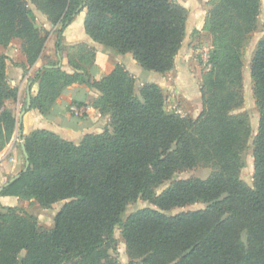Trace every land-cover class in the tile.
I'll return each mask as SVG.
<instances>
[{"label": "trees", "instance_id": "16d2710c", "mask_svg": "<svg viewBox=\"0 0 264 264\" xmlns=\"http://www.w3.org/2000/svg\"><path fill=\"white\" fill-rule=\"evenodd\" d=\"M210 6L204 32L213 38V51L201 88L202 111L194 120L167 113L162 87H138L122 64L95 80L71 59L72 74L62 69L64 32L86 12L85 32L101 48L121 60L131 55L159 75L172 71L189 15L176 0H0V45L20 40L24 69L38 62L47 43L37 20L48 23L57 37L56 60L34 75L39 91L30 111L49 116L66 89L79 84L98 93L93 108L111 118L103 133L79 139L50 128L22 138L29 169L0 198L44 209L67 202L50 230H41L38 218L20 207H3L0 264H122L116 229L126 242L129 264H264V37L251 66L260 111L253 187L241 178L252 130L249 116L240 113L244 49L261 0H213ZM94 53L80 57L84 61ZM8 59L0 55V152L17 128L14 110L5 105L17 97L8 84ZM201 164L216 171L163 189L177 173ZM139 200L154 208L125 218L128 204ZM196 204L204 208L164 214Z\"/></svg>", "mask_w": 264, "mask_h": 264}, {"label": "rangeland", "instance_id": "374dc122", "mask_svg": "<svg viewBox=\"0 0 264 264\" xmlns=\"http://www.w3.org/2000/svg\"><path fill=\"white\" fill-rule=\"evenodd\" d=\"M45 19L46 16H43ZM37 28L41 31L43 35H48L47 43L45 49L43 51V55L46 57L43 59L41 64H47L49 62L55 61L56 55V34L51 29L50 25L46 22H41L37 20L35 22ZM264 37V0L261 4L260 15L258 18V22L256 25L255 32L252 33L248 41L246 42L244 49V68H243V95H244V107L240 111V113H246L250 118V125L252 130V135L248 141V146L246 150V166L242 170L241 178L242 180L250 187L254 186V141L258 134L259 130V122H260V111L256 103L255 95H254V84L251 77V66L252 61L257 51L258 45L260 41ZM64 39V36H63ZM91 42H85L78 44L74 48L70 49L69 60L79 66L82 67L83 70L89 73L90 66L95 63L97 68L100 67V64L97 63V59H103L105 64V70L100 71V75L98 78L104 77L108 75L113 67L116 64H122L126 70L130 73V75L135 80L138 87H143L147 84H158L163 89V94L165 98V111L169 114H179L182 117L187 119H197L199 114L202 111V94L201 88L203 84V78L205 74L208 72L210 67V63L208 62V55L213 51V38L209 36L207 33H197L194 32L192 35L187 34L178 55L175 58V65L172 71L159 75L154 71L144 70L141 65L131 56L128 55L125 58V61L121 62L118 59V56L113 50H106V52L94 53V47L97 46L98 43L93 41L90 38ZM15 44L12 43L8 47H4L0 45V55H5L6 51H9L10 46L11 49H14L18 58L17 60L20 62L24 59V64L27 62L26 57L22 53L21 50V42L20 40H14ZM64 44V40H63ZM85 51L81 53V51ZM94 53L90 55L89 58L82 61L81 57L83 54ZM102 55V56H101ZM15 56V57H17ZM99 56V57H97ZM89 60V61H88ZM13 61V60H12ZM14 62V61H13ZM15 63V62H14ZM23 64V65H24ZM91 64V65H90ZM102 65V64H101ZM69 68L71 66L68 64ZM99 71V68L96 69L95 73ZM92 77V76H91ZM93 78V77H92ZM93 98V97H92ZM96 99L91 100V105L95 102ZM16 101V98H9L6 100L5 105L6 108L10 109L11 105ZM14 110V108H11ZM103 121H108L110 126L111 118L109 115H102ZM105 127V128H107ZM24 169V167H23ZM216 171L211 165L201 164L191 170H187L181 173H177L170 182L167 183L163 187L166 189L170 186V184L186 179H207L213 175ZM162 189V190H163ZM159 193H161V191ZM67 201H61L55 204L50 209L42 208L38 203H31L23 201V206H18L22 208L28 214H31L38 218L39 228L41 230H50L54 226V221L57 213L62 209L64 204ZM3 207L0 205V212ZM154 208L149 202L145 200H139L135 203H130L126 209L125 218L130 216L131 214L137 212L138 210L145 208ZM204 206L202 204H196L188 207L174 208L169 211H164V214L171 216L181 212L191 211V210H199L203 209ZM115 238L118 241V259L119 261H124L126 264H129L130 259L127 254V246L124 241L121 230L116 229ZM243 241L246 242V234H243ZM121 263V262H120Z\"/></svg>", "mask_w": 264, "mask_h": 264}, {"label": "crops", "instance_id": "0c3cea01", "mask_svg": "<svg viewBox=\"0 0 264 264\" xmlns=\"http://www.w3.org/2000/svg\"><path fill=\"white\" fill-rule=\"evenodd\" d=\"M211 1L213 0H176L177 3L189 11L187 34L192 35L194 32L198 34L204 33V26L211 8ZM262 3L263 0H261V4ZM85 17L86 12H82L70 27L65 30L63 35L64 44L61 50L62 69L68 74H72V69L68 66V54L70 53V49L78 44L91 42L84 28ZM13 43L15 44L14 41L12 45ZM95 48V53L97 55L99 52H106V50L101 48L98 44ZM14 52L15 50L11 49L10 46L9 51H6L5 55L9 58L7 62L8 84L11 88L17 90L16 101L11 105V108H14L17 119V128L10 143L0 152V189L23 170L24 153L22 149V138L33 130L50 128L58 134L67 135L72 139H79L88 132L101 134L109 124V119L108 121H103V117L91 105V100L93 98L97 99L98 93L94 90H90L85 85L79 84H73L66 89L57 100V103L53 106L49 116H44L37 110H24V105L28 103L29 97L32 99V97L38 94V83L33 80L34 75L37 70L43 67L44 63L41 64L43 59L49 56L42 54L41 58L34 66L24 69V59L19 62L17 60L18 56L16 53L14 54ZM123 61L125 60H121V62ZM97 63L100 64V67H98L99 71L96 73L95 71L98 68L95 63L92 65L90 64L91 66L89 68V75L93 77V80L98 79L100 71L105 70L103 59L98 58ZM76 103L88 105L91 108L89 115L84 118L72 116L69 109ZM23 204V201L18 198H0L1 206L22 207ZM120 262L126 264L124 261Z\"/></svg>", "mask_w": 264, "mask_h": 264}, {"label": "water", "instance_id": "95a60500", "mask_svg": "<svg viewBox=\"0 0 264 264\" xmlns=\"http://www.w3.org/2000/svg\"><path fill=\"white\" fill-rule=\"evenodd\" d=\"M31 105H32V99H31V97H29V99H28V103H27V109H28V110H30ZM22 149H23L24 156L26 157V160H27L26 166L24 167V169H23V171H22V173H23V172L28 171V169H29V162H28V158H29V157H28V154H27V152H26V148H25L24 145H22ZM22 173L16 175L15 177H13L12 179H10V180L4 185V186L0 189V195H1V192H2L6 187H8L10 184L14 183L16 180H18V179L21 177V174H22Z\"/></svg>", "mask_w": 264, "mask_h": 264}, {"label": "built area", "instance_id": "2783aa9c", "mask_svg": "<svg viewBox=\"0 0 264 264\" xmlns=\"http://www.w3.org/2000/svg\"><path fill=\"white\" fill-rule=\"evenodd\" d=\"M209 58V55H208ZM91 108L88 105H84V106H78V105H72L70 107V112L72 115H74L75 117L78 118H84L87 115H89Z\"/></svg>", "mask_w": 264, "mask_h": 264}]
</instances>
